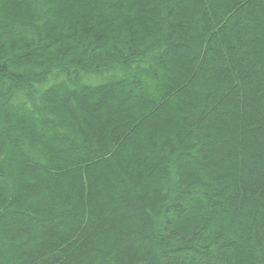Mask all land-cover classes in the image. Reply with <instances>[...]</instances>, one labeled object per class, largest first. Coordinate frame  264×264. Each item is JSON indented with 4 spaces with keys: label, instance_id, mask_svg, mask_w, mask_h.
<instances>
[{
    "label": "trees",
    "instance_id": "1",
    "mask_svg": "<svg viewBox=\"0 0 264 264\" xmlns=\"http://www.w3.org/2000/svg\"><path fill=\"white\" fill-rule=\"evenodd\" d=\"M0 264H264V0H0Z\"/></svg>",
    "mask_w": 264,
    "mask_h": 264
}]
</instances>
